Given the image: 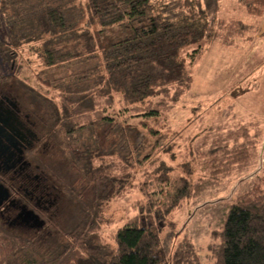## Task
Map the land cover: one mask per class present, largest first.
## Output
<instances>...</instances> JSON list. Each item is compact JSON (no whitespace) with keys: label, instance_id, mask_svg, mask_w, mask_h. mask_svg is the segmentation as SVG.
Listing matches in <instances>:
<instances>
[{"label":"trees","instance_id":"trees-1","mask_svg":"<svg viewBox=\"0 0 264 264\" xmlns=\"http://www.w3.org/2000/svg\"><path fill=\"white\" fill-rule=\"evenodd\" d=\"M240 2L249 15L264 12V0ZM218 8L219 0H0V46H4L0 55L9 69L14 70L16 48L24 44L46 69L68 70L58 78L41 80L48 92H57L60 107L41 92L28 90L50 108L53 126L45 135L62 134L64 144L59 145L63 144L67 164L78 175L76 183H65L59 190L47 181L55 187L51 211L60 201L59 193L78 210L73 228L60 231L65 240L41 249L34 239L21 238L0 222V264H264V188L257 184L229 205L220 228L211 231L210 263L200 259L185 233L167 259L158 254L162 228H176L173 211L213 186L214 175L245 164L255 147L253 141L191 152L186 165L194 171L186 174L178 172L180 165L151 169L147 157L150 171L140 167L137 195L130 198L133 212L130 217L123 214V224L111 236L113 245L105 251V245L92 242L102 210L133 184V177L128 172L113 174L102 162L111 154L99 144L103 137L98 131L110 124L109 118L99 114L90 121L96 125L98 143L72 139L76 131L88 127L84 120L95 106L87 94L95 92L97 85L109 104L118 95L123 105L134 106L135 111V105L148 104L159 95L172 102L180 99L192 81L183 55L187 49L191 48L186 56L193 67L215 40L230 46L231 37L251 30L240 21L219 19ZM72 63L82 67L70 70ZM5 78L0 74V82ZM157 104L145 115L155 117L167 107L163 101ZM149 130L159 135L157 129ZM40 212L45 227L52 224L49 213Z\"/></svg>","mask_w":264,"mask_h":264},{"label":"rangeland","instance_id":"rangeland-1","mask_svg":"<svg viewBox=\"0 0 264 264\" xmlns=\"http://www.w3.org/2000/svg\"><path fill=\"white\" fill-rule=\"evenodd\" d=\"M217 17L228 22L240 21L249 25L251 30L240 37L233 35L231 39L234 43L230 46L215 40L193 67L186 56L191 48L187 49L183 55L192 81L189 89L176 102L159 95L148 104L135 105L138 107L135 111L131 108L134 106L123 105L118 95H113L114 102L109 104L106 96L102 95L100 85L96 86L95 92L87 94V97H93L94 112H90L84 120L88 127H78L81 130L76 131L72 139L79 143L87 140L98 143L99 139L95 140L98 138L96 125L90 121H95L99 114L109 118L110 124L98 131L103 137L99 144L111 154L106 155L102 162L110 167L113 174L128 172L133 177V184L102 210V220L97 225V235L92 242L105 245V251L113 245L112 234L133 212L130 198L137 195L135 182L141 177L140 167L150 171L147 157L152 162L151 169H157L160 164L180 165L178 172L186 174L194 171L191 164L186 165L191 152L206 151L211 145L234 141H253L255 145L245 164L214 175L213 179L217 182L213 186L205 188L179 210L173 211L171 219L176 228L168 225L162 228V243L158 249V254L165 259L185 233L192 239L200 259L210 263L212 257L207 247L214 242L210 234L220 228L229 205L255 184L264 188V12L261 16L249 15L240 0H219ZM1 33L0 28L2 37ZM3 47L0 46V49ZM16 50L14 70L9 69L0 55V74L6 77L0 82V93L10 95L35 116V129L40 138L28 153L27 160L38 166L35 173L43 177L46 175L59 190L65 183H76L78 175L67 164V156L62 151V134L58 133L57 139L45 135L53 126L50 108L44 102L35 100L28 89L41 92L60 107L57 92H48L41 80L58 78L68 74V70L65 67L46 69L41 66L27 45L23 44ZM69 67L73 70L82 65L74 63ZM161 101L166 102V109L160 108L155 117L145 115ZM149 129H157L159 135H152ZM60 141L63 143L61 146ZM196 177L197 174L192 178ZM59 198L55 211L49 212L52 224H47V227L45 223L38 227L31 220L25 222L19 219L15 223L12 215L8 220L0 219V222L20 234L21 238L34 239L41 249L53 242L60 243L65 240L60 231L73 228L78 210L63 193H59ZM147 219L152 223L150 217Z\"/></svg>","mask_w":264,"mask_h":264},{"label":"flooded vegetation","instance_id":"flooded-vegetation-1","mask_svg":"<svg viewBox=\"0 0 264 264\" xmlns=\"http://www.w3.org/2000/svg\"><path fill=\"white\" fill-rule=\"evenodd\" d=\"M35 122L16 99L0 93V219L12 215L15 223L31 220L40 226L38 212L49 213L56 198L49 178L35 173L38 166L27 160L40 138Z\"/></svg>","mask_w":264,"mask_h":264}]
</instances>
